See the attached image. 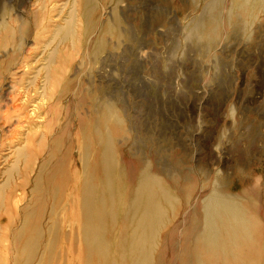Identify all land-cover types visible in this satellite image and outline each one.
<instances>
[{
  "label": "bare ground",
  "instance_id": "6f19581e",
  "mask_svg": "<svg viewBox=\"0 0 264 264\" xmlns=\"http://www.w3.org/2000/svg\"><path fill=\"white\" fill-rule=\"evenodd\" d=\"M98 1L74 0L64 21H57V9L44 1L33 14L41 31L26 52L27 22L2 11L0 264H73V230L81 264H167L169 256L178 264H262L264 223L251 200L223 194L215 182L202 202L188 197L186 221L175 227L185 204L161 177L145 166L135 190L124 188L128 179L121 172L118 144L125 131L122 115L109 102L92 116L84 114L87 97L78 98L82 85L68 79L77 56L91 68L100 62L109 37L121 36L117 16L104 25L94 19ZM102 1L114 4V11L119 2ZM206 1L188 31L197 43L211 45L223 36L226 5L229 24L242 22L245 29L264 13V0ZM42 43L40 57L46 56L33 58ZM11 158L10 167L1 169Z\"/></svg>",
  "mask_w": 264,
  "mask_h": 264
},
{
  "label": "rangeland",
  "instance_id": "374dc122",
  "mask_svg": "<svg viewBox=\"0 0 264 264\" xmlns=\"http://www.w3.org/2000/svg\"><path fill=\"white\" fill-rule=\"evenodd\" d=\"M44 1L57 9V21H64L74 7V0H0V22L4 10L27 22L24 52L41 31L33 14ZM118 1L116 12L114 4L98 1L93 17L104 25L117 16L121 36L109 37L100 62L91 68L77 56L68 79L73 86L82 85L78 98L87 97L84 114L92 116L109 102L122 115L125 131L118 144L121 172L128 179L124 188L134 191L139 174L149 168L184 201L177 227L182 218L186 221L188 197L194 204L202 202L218 183L223 194L260 207L264 223V13L245 29L242 22L229 24L226 5L223 36L210 45L188 35L206 0ZM43 47L32 49L31 56L40 57ZM70 236L71 260L81 264L76 230ZM169 257L173 262L167 264H178Z\"/></svg>",
  "mask_w": 264,
  "mask_h": 264
}]
</instances>
